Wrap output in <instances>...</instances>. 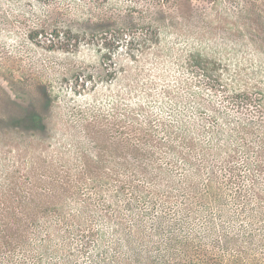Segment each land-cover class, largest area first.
<instances>
[{
  "label": "rangeland",
  "instance_id": "374dc122",
  "mask_svg": "<svg viewBox=\"0 0 264 264\" xmlns=\"http://www.w3.org/2000/svg\"><path fill=\"white\" fill-rule=\"evenodd\" d=\"M0 214L3 264H264V0H0Z\"/></svg>",
  "mask_w": 264,
  "mask_h": 264
},
{
  "label": "trees",
  "instance_id": "16d2710c",
  "mask_svg": "<svg viewBox=\"0 0 264 264\" xmlns=\"http://www.w3.org/2000/svg\"><path fill=\"white\" fill-rule=\"evenodd\" d=\"M34 116H35V119H37V121H39L40 123L42 122V118L38 115H33V116L29 115L26 120L30 121L31 119H34ZM50 216H51L50 213H47L45 216H40V217L36 215L28 216V220L30 222H40L42 219L44 220L45 218L50 217ZM1 217H3L2 214H0V219ZM10 232H11V228H9L8 224L0 225V234L2 235V240H3V242L0 243V253L2 251L4 252L5 247H8L7 256L5 257V261L9 262V259H14L15 255L19 253H21L22 255V252H23L24 257H28L30 255V249H31L30 244L28 242V237H29L30 232H26L24 234L19 235L17 238H15V241H13L10 238ZM0 264H3V263L0 262ZM18 264H23V262L20 261V263Z\"/></svg>",
  "mask_w": 264,
  "mask_h": 264
}]
</instances>
